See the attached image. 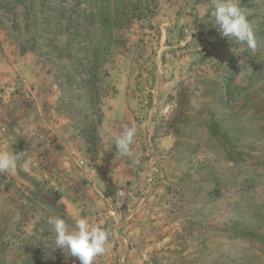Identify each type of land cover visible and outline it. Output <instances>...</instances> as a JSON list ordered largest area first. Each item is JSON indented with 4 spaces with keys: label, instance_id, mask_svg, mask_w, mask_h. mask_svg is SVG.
Here are the masks:
<instances>
[{
    "label": "rangeland",
    "instance_id": "374dc122",
    "mask_svg": "<svg viewBox=\"0 0 264 264\" xmlns=\"http://www.w3.org/2000/svg\"><path fill=\"white\" fill-rule=\"evenodd\" d=\"M238 2L255 52L211 0H0V150L32 162L0 174V264H80L46 222L76 210L112 233L94 264H264V0ZM112 35L95 84L53 44Z\"/></svg>",
    "mask_w": 264,
    "mask_h": 264
},
{
    "label": "clouds",
    "instance_id": "9594fccd",
    "mask_svg": "<svg viewBox=\"0 0 264 264\" xmlns=\"http://www.w3.org/2000/svg\"><path fill=\"white\" fill-rule=\"evenodd\" d=\"M206 14L210 15L212 26L222 37L246 45L253 52L256 51L258 40L254 26L238 0H211V11ZM136 134L135 126H126L114 137L116 152L121 157L132 155L131 146ZM31 163L22 153L0 150V174H14L18 167L27 168ZM71 219L73 223L69 225L68 221L60 216L47 217L46 222L54 234L55 249H61L77 258L80 264H94L95 258L107 251L112 233L108 229L94 226L79 210L73 212Z\"/></svg>",
    "mask_w": 264,
    "mask_h": 264
},
{
    "label": "trees",
    "instance_id": "16d2710c",
    "mask_svg": "<svg viewBox=\"0 0 264 264\" xmlns=\"http://www.w3.org/2000/svg\"><path fill=\"white\" fill-rule=\"evenodd\" d=\"M104 12L102 10L100 11H94V10H90L87 11L84 15H85V19H90L93 22L101 15H103ZM139 14L137 13H132L129 17H133ZM68 32L70 34H85L87 35L89 38H91L93 31H94V25H86V26H82L80 29H70L69 27L67 28ZM75 39L69 38L67 40V42L65 44H61L56 45L54 42V47L60 49V50H68V56L70 54H73V52H77V53H81L83 54L82 58H80L81 60V66H82V71L85 72V75L89 78H85L84 82L85 83H89V84H95V82H97V73L96 71L98 70V68H100V66H102L104 64V62H106L107 58H106V54L108 52V50H110L112 43H114L116 41V37L114 35L111 36L110 41L106 44V45H99L97 43H94L92 40V43H88V42H83V43H77V45H75ZM77 46V47H76ZM71 52V53H70ZM104 56V57H103ZM91 66V67H90ZM90 67V69H89ZM93 79V81H92Z\"/></svg>",
    "mask_w": 264,
    "mask_h": 264
}]
</instances>
